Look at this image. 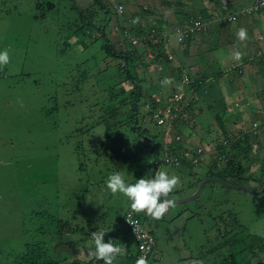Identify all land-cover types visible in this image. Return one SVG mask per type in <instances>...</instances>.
Returning a JSON list of instances; mask_svg holds the SVG:
<instances>
[{
  "label": "rangeland",
  "instance_id": "rangeland-1",
  "mask_svg": "<svg viewBox=\"0 0 264 264\" xmlns=\"http://www.w3.org/2000/svg\"><path fill=\"white\" fill-rule=\"evenodd\" d=\"M100 1L104 10L94 0H39L54 6L42 11L37 10L36 0H0V51L8 49L11 57L0 70V264H26L32 260H27V250L35 249L32 264L42 263L39 254L46 252L52 261H59L62 254L72 253L61 241L82 235L75 226L83 227L84 232L93 226L95 231L106 227L113 231L116 216L126 214L128 218L133 210L126 197L112 195L107 189V177L119 171L129 183L145 178L153 160L151 140L158 147L155 171L181 179L182 186L172 195H191L206 178V168L201 164L189 167L190 173L183 168L178 172L161 163L163 149L175 134L181 140L186 138L187 145L202 139L208 148L215 147L222 140L215 113L226 132L232 136L244 132L251 140L243 176L253 174V179L222 180L257 193L208 181L196 198L176 203L162 219L143 215L142 226L155 240L149 264H264V8L253 14L240 8L232 12L235 20L228 23L225 17L231 6H222V0H181L184 8L180 12L177 5L165 12L169 16L176 12L174 26L186 25L188 14L200 15L203 10L210 18L201 14L200 21L215 28L200 31L186 48L185 44L179 48L173 33L149 30L147 37L140 36L152 22V10L159 7L156 0ZM177 1L169 3L172 6ZM117 4L124 7L123 15L115 13ZM130 5L135 15H141L144 8L142 15L150 16L140 18L138 24L145 28L135 38L124 35L120 27L127 29L126 21L133 22ZM106 15L111 17L104 25L109 43L116 52L127 50L130 43L137 54V76L144 77L139 82L146 91L136 106V132L122 121L126 115L121 114L129 111L127 90L131 85L116 79L121 78L116 75L118 61L102 47L99 27ZM85 20L89 22L84 26ZM153 24L150 26L156 27ZM241 27L248 33L244 42L236 35ZM151 36H155L153 41L146 42ZM237 51L244 54L240 61L233 58ZM166 66L171 72L180 68L177 84L162 85L165 78L173 80ZM202 71L217 74L207 81L214 87L209 91L212 97L205 95L188 108L181 107L185 102L180 104V124L173 126L170 115L165 123L155 125L152 113H147L148 99L156 96L165 102L175 94L172 87L182 89L189 98L191 94L181 85L188 87L195 79L192 75ZM149 86L155 90L150 91ZM110 92L117 97L108 101L105 98ZM211 100L214 107L207 108ZM119 101L124 104L118 106ZM113 106L120 107L116 123L104 112ZM211 156V152L205 155L206 161ZM211 173L220 174L214 168ZM57 219L66 221L62 224L73 231L65 229L58 237L53 228ZM239 231L243 245L251 248L259 243L262 250L256 245L257 253L232 246L228 238ZM92 233L76 246L80 261L89 258ZM252 255L258 258L252 259ZM58 264H70V259Z\"/></svg>",
  "mask_w": 264,
  "mask_h": 264
},
{
  "label": "trees",
  "instance_id": "trees-1",
  "mask_svg": "<svg viewBox=\"0 0 264 264\" xmlns=\"http://www.w3.org/2000/svg\"><path fill=\"white\" fill-rule=\"evenodd\" d=\"M36 2H37L36 3L37 10L41 9L42 11H44V10L48 11V10L53 9V7H54L51 2H39V0H36ZM43 3H45L46 5L43 6L42 5ZM94 3L99 5V7L102 10L105 9L103 3L100 0H94ZM117 5H120V4H117ZM173 5L174 4L172 3V6ZM123 10H124V7L122 8L120 15H123ZM141 10L140 11L142 13L146 11L144 8H141ZM114 11H115V7H114ZM201 14H203V11H201ZM199 16L200 15L188 14L186 16L187 20L185 21V23L187 24L189 19H200ZM109 17L110 16L106 15L100 21L101 26L99 27V33L102 34L101 35V37L103 39V46L102 47L108 52V55H110V56L112 55L118 61V63H116V72H117L116 75L121 76V78H116V79H120V80L124 79L125 81H127V83H129V85H131V88L129 90H127L128 94H129V95H127V101H129V107L127 110H129V111L128 112L123 111V112H121V114L123 113L124 115H126V118L122 121H124L125 124H127V123L131 124L130 125L131 131L136 132L137 131L136 128L138 129L137 120H136L137 119V107L136 106H137V103H138L140 97L146 91V90H142L139 82L144 81V77L139 78L137 76V73H136L137 72L136 71V69H137V64H136L137 54H136L134 48L132 47V45H130V43H129L128 47L126 48L127 50H122L119 52H116L114 50L113 46L109 43L108 37L104 33V25L106 23H109V21H108ZM85 21L86 22H83L84 26H85V24H87L89 22L88 20H85ZM133 21H137V20H133ZM138 23L139 22H136V23L132 22L131 25L126 24L127 29H125V31H126L125 33L123 31V25L120 24V27L123 31V34L128 36V37L129 36H133L134 38L138 37L140 35L139 33H142L144 31L141 29L143 27H141V25ZM150 25H152V24H149L147 29L145 30L146 32L144 31L143 34H141L140 36L146 35L145 37H147V35L150 34L149 30H155L156 32L155 31L154 32L156 34L159 32L157 27H153ZM183 26H185V25H183ZM75 31L76 30H74V32H73L74 34H75ZM84 32H85V34H87L86 30H84ZM121 35H122V32H121ZM193 36H195V34L185 37L182 41L176 42V44H179L180 46L181 45L183 46V44H185V48H186L187 45L191 43V38H193ZM153 37H155V36H151L150 38H146L145 41L147 42L149 39L150 42H152ZM130 47H132V48L130 49ZM160 56H161V54H160ZM167 59L165 58V60H167ZM165 62L168 63L167 61H165ZM166 69L168 70L167 66H166ZM168 74H169L170 78L171 77L173 78V80L171 81V83L173 85L177 84L178 80L181 78V70L179 67H175L172 72L170 70H168ZM188 74H189V76L188 75L187 76L191 77L192 74L191 73H188ZM198 74H200V75H198V76H196V74L192 75V77H195V79L193 80V78H192V81L187 83L188 87H186V84L181 85L185 88V93L189 92L191 94V96L189 98L185 97V94L182 91V89H178V91H177V89H174V87L171 88V92L174 91L176 94L180 91V93H181V97L178 100L169 102L170 107H171V115H173V117H172V122H173L172 125L173 126H174V124H180L181 123V121L179 119L180 113H181V110H180L181 107L184 106L183 108H188L190 105H195L197 103V100L199 98L205 97V95L207 98L212 97L209 94L210 93L209 91H211V89H214V87H212L213 85L210 83L207 84V79L209 77L214 78L215 76H217V74L215 73L216 74L215 75L211 72V74L209 76L206 73H204V71H202L201 73H198ZM144 75H142V76H144ZM122 77H124V78H122ZM205 79H206V83H205ZM116 83H118V82H116ZM149 87L147 89H149L150 91L155 90V89H153V87L152 88H151V86H149ZM111 89L112 88H110V90ZM118 90H120V93L123 92V89L121 87H119ZM217 96L221 97L220 94L216 95V97ZM116 97H117V95L112 94V92H110L105 99L110 101V100L115 99ZM148 100H149V105H150V109L147 111L148 114H150L152 112V109H154L156 106L161 107V106L167 104V101L162 102V100H160L156 96L154 98H150ZM182 103H184V104L180 107V104H182ZM117 104H118V106H120V105H123L124 102L119 101V102H117ZM133 106H134V108H133ZM211 106L214 107L212 100L207 104V108H210ZM119 108L120 107L116 108L113 106V107H111V109L104 110V112L108 113V115L110 117H114L115 123H116V119L118 118L117 113L119 111L118 110ZM214 118L216 120H218V123H216V124L219 126L220 132L222 133V140L220 142L216 143L215 147L214 146L212 147V145H210L208 148V145L204 142H201L203 140L200 138H199L200 140L197 141L195 144L190 143L189 145H187L188 142H187L186 138L184 140H181L180 138L175 139L174 135H173L171 140L167 144L168 145L167 148L163 149L164 152L162 155L161 163L163 165H166V166L171 167V168H177L178 172H182L179 169L183 168V169H185V170H183L184 173H190L189 167H195L197 165L202 164L204 166V168H206V171L203 175L205 177L217 176L218 178H221V179L222 178L248 179L250 177V179H253L252 178L253 174L248 175L246 177L243 176V172L246 169H248L247 167H245L244 161L246 159H248V158H246L247 153H249V150H251V145H250L251 140H250V137H248L249 135L244 133V132H239L238 135L232 136L231 132H226L224 127L222 126L220 115L215 113ZM118 122L120 123L121 121H118ZM239 131H242V130H239ZM175 132L177 133V131H175ZM190 132H191V130L187 131V136H189ZM175 135H177L179 137L178 134H175ZM142 138H144V137L142 136ZM150 144H151L150 153L153 156V160L150 162V164L148 166V170L151 167H154V170L152 172V175H153L155 170H156V167L159 163L158 159L156 157L158 147L156 146V143H154L153 140L150 141ZM213 148H214V150H213ZM197 150H199V152H197ZM210 152L212 153V156H211V158H209L208 161H206L207 158L205 157V155L209 154ZM165 159H167L168 161H165ZM170 159L174 160V161L173 162L171 161L170 163H168ZM193 159L196 160L195 163L193 162ZM213 168L216 169L217 171H219L220 174L211 173V170ZM146 175H148V174H146ZM145 178H148V177L145 176ZM173 197L179 198V196H177V195H173ZM181 203H183V202H181ZM131 215L135 218H138L139 221L142 222V219H144V217H145V216L143 217V215H146V214L145 213H136L133 211V214L131 213ZM125 216H126V214L121 216V217L116 216L115 221L112 223L113 224V231H110L108 227H106V229H104V230H109L105 235V242H107L109 239H112L114 243L122 244V245L126 246L127 255L123 256V257H118L116 264H136V260H137L138 255H139L137 248H136L137 243L134 241L132 234L129 232V229H128V227L125 223V220H124ZM62 223H66V221H60L57 219L55 221V224L53 225V228L56 230L58 237L60 236L61 231L65 230V229L66 230L71 229L68 225L66 226L65 224H62ZM86 225L89 226L90 223L89 224L85 223V226ZM93 227H95V226H93ZM93 227L91 228L92 232L95 231V228H93ZM225 228H227L229 230L231 228V225H229V228L228 227H225ZM225 228H224V233H226ZM74 230H76V232H79V233L81 232L82 235H84V236H82V235L77 236V239H75V240H73V237L72 238L67 237L66 239L64 238L60 243L61 245H64V244L67 245L68 244L69 250H71L70 252H72V253L62 254V258L59 259V261L54 262L50 259L51 256H49L47 252L44 255L39 254L40 252H38V254L40 255V258L44 259V260H42V263H40V264H58V262L65 261L68 259H70V264H103L102 260H96L92 255H90V253H89V258L87 259V261H84V260L80 261L79 260V256L81 255L80 248H77L76 246L79 244L78 242H80L81 240L85 241L86 239H88L87 236L91 235L90 234L91 231L84 232L83 227H79V226H75ZM71 231H73V229H71ZM241 233H242V231H239L238 233L235 232L232 235H230V237L228 238V242H230L232 244V246H237L238 250L250 248L247 245H243V243H242L243 238H241ZM148 234H149V236H151L153 243H152L150 252L146 255V257H147L148 261H151L150 255H151V252L153 251V249L155 248L154 247L155 240H154V237H153L152 232L150 230H149ZM60 240H59V242H60ZM238 243H240V245H236ZM255 245L257 246L258 249L260 248V250H262L261 245L259 243H255L254 246ZM254 246H251L249 251H251L252 249H254V251H255ZM36 250L37 249L32 250V251L27 250L29 253L27 256V260H29L28 258H31L32 260H30L31 262L25 261L26 264H32L33 263V261L35 259V251ZM254 253H257V252L255 251ZM68 254L70 255V257L68 256ZM257 258H258V255L257 256L252 255V259H257Z\"/></svg>",
  "mask_w": 264,
  "mask_h": 264
},
{
  "label": "clouds",
  "instance_id": "clouds-1",
  "mask_svg": "<svg viewBox=\"0 0 264 264\" xmlns=\"http://www.w3.org/2000/svg\"><path fill=\"white\" fill-rule=\"evenodd\" d=\"M134 23L138 21H133ZM237 38L244 42L248 38L247 29L241 27L237 32ZM243 53L237 51L234 53V59L240 61L243 59ZM11 61L9 50L0 51V70H2ZM162 85L170 84L169 78L161 81ZM103 136V134H99ZM181 179L178 175L169 174L167 171H155L148 178H139L135 183L126 181L125 176L117 171L110 174L106 180V187L112 195L122 194L130 202L131 209L136 213H145L153 220L162 219L169 209L175 207L176 201L173 192L181 187ZM135 230V229H134ZM109 230L94 231L92 233V255L96 260H102L103 264H116L118 257L127 255L126 246L114 243L112 239L105 242V235ZM77 237H73V240ZM136 264H149L146 256H140Z\"/></svg>",
  "mask_w": 264,
  "mask_h": 264
},
{
  "label": "built area",
  "instance_id": "built-area-1",
  "mask_svg": "<svg viewBox=\"0 0 264 264\" xmlns=\"http://www.w3.org/2000/svg\"><path fill=\"white\" fill-rule=\"evenodd\" d=\"M262 8H264V0H254L253 2H250V4H248L247 7H244L243 13L255 12ZM121 11H122L121 5H116L115 6L116 14L120 15ZM225 20L226 22L234 21L235 20L234 13H230L226 15ZM204 29H205V24H203L200 21V19H189L188 23L184 27H176L173 34L175 36L176 41L180 42L185 37L197 34L200 31H203ZM123 31L124 33L126 32L124 28ZM180 97H181V93L178 92L174 94L173 97L168 99L166 98L167 104L152 109L151 116L156 125H160L166 122V120L171 115V107L169 102L176 101ZM174 138L179 139L177 135H174ZM197 152H199V150H197ZM165 161L168 160L165 159ZM171 161L173 162L174 160L170 159L168 163H170ZM195 161L196 160L193 159L194 163ZM127 216L128 218H126L125 216L124 220L129 229V232L133 236L134 241L137 243L136 248L139 254L138 257L142 255L146 256L150 252L153 240L151 239V236H149L148 232L143 228L142 222H140L138 218H135L132 215H127Z\"/></svg>",
  "mask_w": 264,
  "mask_h": 264
},
{
  "label": "crops",
  "instance_id": "crops-1",
  "mask_svg": "<svg viewBox=\"0 0 264 264\" xmlns=\"http://www.w3.org/2000/svg\"><path fill=\"white\" fill-rule=\"evenodd\" d=\"M127 1L128 2H131L133 0H127ZM182 1L181 0H178L176 3H173L174 4L173 6H171L170 3H169V0H156V2L158 3V6L159 7L157 9H155V10H152L153 13L150 15V16H152V19L150 20L152 22H150V23H152V24L154 23L153 25H155L158 28L159 32L161 31L160 33L165 34V35H169V34L171 35L174 32V30L176 29V27H184L182 25H177V26H174L173 25V24H175L176 21H178L177 18L174 17V15L176 14L175 11H173L170 16H169V14H166V13H168V7L169 8H173L176 4H177V7H176L177 10H178V12H180L181 9L184 8L183 6H181L183 4ZM250 1L251 0H222V6H224V5H230L231 7L227 9L228 12H226V13H232V12H235V11L239 10L240 8H244L246 5H248V3ZM133 7H134L133 5H130L129 6L130 12L132 11L131 13H134V14H130V17L133 20H137L139 22L140 21V18H143V19L145 18V20H146V18H149L150 17V16H147V15L143 16L142 15L143 13L141 15H135L137 13H136V11L133 12V10H132ZM164 9H166V11H164ZM126 13H127V11H126ZM251 13L253 14V12L245 13V14H251ZM123 14H124V12H123ZM127 15H128V13H127ZM200 15H201V13H200ZM202 15L206 16V18H210V15L209 14H205L204 11H203V14ZM225 15L226 14H224L223 16H225ZM223 16H220L219 18H223ZM109 18H110L109 19V21H110L111 20V17H109ZM126 23H127V25L129 24L127 21H126ZM150 23L148 22L147 25H149ZM209 26H210L209 23H206L205 30L203 31V33H205L207 31L212 30V29L215 28V27L212 28L213 27L212 25L210 27ZM181 46H178V47L181 48ZM179 55H180V53H179ZM211 78H213V77H211ZM209 79H210V77L207 79V81ZM205 83H206V79H205ZM249 98L250 97H248L246 99H249Z\"/></svg>",
  "mask_w": 264,
  "mask_h": 264
},
{
  "label": "water",
  "instance_id": "water-1",
  "mask_svg": "<svg viewBox=\"0 0 264 264\" xmlns=\"http://www.w3.org/2000/svg\"><path fill=\"white\" fill-rule=\"evenodd\" d=\"M133 108H134V106H133ZM153 170H154V167H151L149 169L147 177L148 176L149 177L152 176ZM208 181L218 182V183H220V184H222V185H224L226 187L233 188V189H239L240 188V189L245 190V191L250 192V193H257V191H251V190H249L247 188H244L242 186H235V185L229 184L226 181H224V180H222V179H220L218 177H206V178H204L202 181H200L197 184L195 190L193 191V193L191 195L183 197V198L182 197L181 198H175L176 203H181V202L188 201L190 199L196 198L199 195V192H200L202 186Z\"/></svg>",
  "mask_w": 264,
  "mask_h": 264
}]
</instances>
